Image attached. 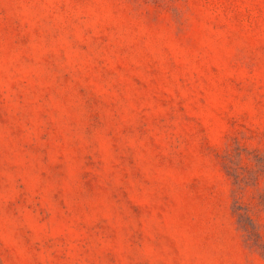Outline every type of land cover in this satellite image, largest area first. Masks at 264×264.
Returning <instances> with one entry per match:
<instances>
[{
  "label": "rangeland",
  "instance_id": "374dc122",
  "mask_svg": "<svg viewBox=\"0 0 264 264\" xmlns=\"http://www.w3.org/2000/svg\"><path fill=\"white\" fill-rule=\"evenodd\" d=\"M0 264H264V0H0Z\"/></svg>",
  "mask_w": 264,
  "mask_h": 264
}]
</instances>
